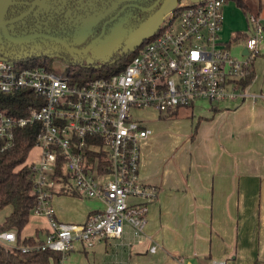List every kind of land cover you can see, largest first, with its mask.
I'll use <instances>...</instances> for the list:
<instances>
[{
  "label": "built area",
  "instance_id": "obj_1",
  "mask_svg": "<svg viewBox=\"0 0 264 264\" xmlns=\"http://www.w3.org/2000/svg\"><path fill=\"white\" fill-rule=\"evenodd\" d=\"M223 4L189 0L175 5L151 35L131 50H121L133 56L110 76L80 79L42 64L28 65L32 60L21 65L16 63L19 59L0 57V92L30 90L39 100L24 116L0 109V139L5 146L15 127L39 124L37 157L28 164L37 193L32 213L47 217L49 227L43 241L20 246L22 251H58L55 264H65L76 240L91 248L99 239L121 237L125 226L135 235L142 232L158 190L139 176L140 140L150 130L135 117L136 110L153 108L168 116L201 100L211 104L264 97L248 93V85L241 83L249 75L251 59L264 48L263 24L248 16L247 52L237 57L220 36ZM66 188L99 198L104 205L83 223L58 221L50 202ZM15 241L13 230L0 231L1 245L12 247ZM209 264L226 262L213 259Z\"/></svg>",
  "mask_w": 264,
  "mask_h": 264
},
{
  "label": "crops",
  "instance_id": "obj_2",
  "mask_svg": "<svg viewBox=\"0 0 264 264\" xmlns=\"http://www.w3.org/2000/svg\"><path fill=\"white\" fill-rule=\"evenodd\" d=\"M257 5L246 14L223 6L220 36L230 47L239 42L237 57L244 55L247 17L264 25V1ZM236 31L247 35L234 39ZM253 63L247 91L264 96V48ZM134 115L150 130L140 140L139 176L158 190L146 224L139 235L125 226L121 237L99 239L91 248L76 240L65 264H264V97L199 101L168 116L153 108ZM50 203L56 220L73 223L104 205L99 198L64 194ZM2 211L0 222L8 213ZM48 227L47 217L32 213L21 236Z\"/></svg>",
  "mask_w": 264,
  "mask_h": 264
},
{
  "label": "flooded vegetation",
  "instance_id": "obj_3",
  "mask_svg": "<svg viewBox=\"0 0 264 264\" xmlns=\"http://www.w3.org/2000/svg\"><path fill=\"white\" fill-rule=\"evenodd\" d=\"M171 3L172 0H9L3 17L5 31L0 35V57L56 59L63 69L74 71L98 68L102 64L95 56L112 54L110 61L114 62L127 57L129 52L121 50L127 48L144 23L156 19Z\"/></svg>",
  "mask_w": 264,
  "mask_h": 264
},
{
  "label": "trees",
  "instance_id": "obj_4",
  "mask_svg": "<svg viewBox=\"0 0 264 264\" xmlns=\"http://www.w3.org/2000/svg\"><path fill=\"white\" fill-rule=\"evenodd\" d=\"M229 1H233L244 14L249 12V7L244 0H223L224 3ZM262 32L264 35V25ZM246 35L247 32L236 31L233 38L237 39L238 36ZM33 60V63L27 64H42L48 69L59 70V73L62 71V74L68 75L70 73L66 72L74 71L60 69L59 66L53 65L52 59L41 60V63H39L38 58H33ZM127 61V57H122L115 60V62L103 63L98 68H90L89 71L95 72L96 76H110L123 69ZM76 75L81 74L75 73L73 76L77 77ZM253 78L254 63L252 58L249 75L241 82L242 85H249ZM35 104L39 105V100L30 90H17L11 93L0 92V109L9 114L24 116L28 114L29 106ZM38 131L39 124L15 127L11 142L7 146H5L6 141L0 139V211L8 205L12 206L11 212L0 222V231L13 230L16 236L15 245L12 247H5L0 244V264H55L60 258V252L58 251L49 249L22 251L20 248V246H33L40 243L41 236L44 233V229H39L33 236H21V231L27 224L37 201V193L32 181V171L26 161L35 146ZM57 172V174L61 173V168ZM59 194L79 196L76 190L71 188L60 190ZM255 264L260 263L255 261Z\"/></svg>",
  "mask_w": 264,
  "mask_h": 264
},
{
  "label": "rangeland",
  "instance_id": "obj_5",
  "mask_svg": "<svg viewBox=\"0 0 264 264\" xmlns=\"http://www.w3.org/2000/svg\"><path fill=\"white\" fill-rule=\"evenodd\" d=\"M186 1H189V0H177V1H175L176 3H175V5L176 4H183V3H185ZM264 1V0H263ZM261 2H262V0H261ZM246 3H247V5L249 6V9L250 10H252V11H255L256 9H257V4H258V0H246ZM233 3L232 2H226V3H224L223 4V6L225 7V6H228V5H231V6H234L235 8H236V6L235 5H232ZM239 9V8H238ZM240 10V9H239ZM223 37H225L224 35H223ZM239 42H232L231 43V48H232V51H233V53L234 54H239ZM132 56H133V53L131 52V53H129L128 55H127V58L128 59H131L132 58ZM53 60V65H57L56 63H58V65H59V68L60 69H63V67L59 64V62L56 60V59H52ZM32 61H34L33 59H32ZM38 61H39V63H41L42 61L38 58ZM28 62V60H25V59H22V60H17L16 61V63L17 64H21V65H25L26 63ZM59 72V70H56V72ZM62 71H60V73H61ZM66 73H70L71 75L72 74H75V73H80L81 75H80V79H88V78H92V77H95L96 76V73L95 72H93V71H89V70H86V71H82V72H80V71H73V72H66ZM202 102H204L203 100H201ZM214 103V102H213ZM200 106H202L203 105V103H198ZM141 110V109H140ZM177 115H179V117H182L183 115H182V112H181V110L179 111V113L177 114ZM163 116V115H162ZM37 153H38V148L37 147H34L32 150H31V152H30V154H29V156H28V159H27V161H26V164H29V163H31V161H33V159L35 158V156L37 155ZM11 209H12V206L11 205H8V206H6L5 208H4V210L2 211V212H4V213H10L11 212ZM98 209V208H97ZM7 213V214H8ZM34 214V213H33ZM31 225V222L29 221V224L27 225V227H29ZM29 233H31V231H29ZM32 235H34V234H32Z\"/></svg>",
  "mask_w": 264,
  "mask_h": 264
},
{
  "label": "water",
  "instance_id": "obj_6",
  "mask_svg": "<svg viewBox=\"0 0 264 264\" xmlns=\"http://www.w3.org/2000/svg\"><path fill=\"white\" fill-rule=\"evenodd\" d=\"M175 1L177 0H172V3L170 5H168L164 10L163 12L156 18L154 19L153 21H149L147 23H144L140 29L138 30V34L135 36L134 39H132L127 48L128 50L132 48V46H134V44L140 40H143L145 39L146 37H148L149 35H151L157 28V23H158V20L160 19V17L162 15H164L166 12H168L170 9H172L174 6H175ZM9 4V0H0V35H1V32L5 31V21L3 20V17H4V13L6 11V8H7V5ZM247 50L246 48H244L243 50V54H246ZM113 57L112 54H108V55H102V56H95V60L99 63V64H103V63H107L110 61V59ZM19 60L20 59H23V58H18ZM44 240V234L41 236V241Z\"/></svg>",
  "mask_w": 264,
  "mask_h": 264
}]
</instances>
